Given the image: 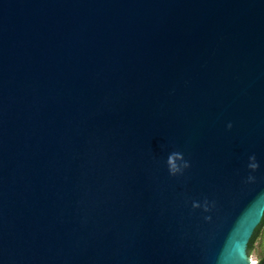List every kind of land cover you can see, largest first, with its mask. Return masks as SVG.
<instances>
[{
  "label": "water",
  "instance_id": "water-1",
  "mask_svg": "<svg viewBox=\"0 0 264 264\" xmlns=\"http://www.w3.org/2000/svg\"><path fill=\"white\" fill-rule=\"evenodd\" d=\"M264 217V0H0V264H250Z\"/></svg>",
  "mask_w": 264,
  "mask_h": 264
},
{
  "label": "trees",
  "instance_id": "trees-1",
  "mask_svg": "<svg viewBox=\"0 0 264 264\" xmlns=\"http://www.w3.org/2000/svg\"><path fill=\"white\" fill-rule=\"evenodd\" d=\"M264 227V217L262 219V222L260 223V225L256 228L250 242H249V246H248V252L250 255H252L255 251V244L256 242L259 240L257 239V237H261V232H262V229ZM261 262V264H264V256H262L259 260Z\"/></svg>",
  "mask_w": 264,
  "mask_h": 264
},
{
  "label": "rangeland",
  "instance_id": "rangeland-1",
  "mask_svg": "<svg viewBox=\"0 0 264 264\" xmlns=\"http://www.w3.org/2000/svg\"><path fill=\"white\" fill-rule=\"evenodd\" d=\"M264 230V227L263 229ZM264 256V236H261L259 240L255 244V251L251 255V258L255 260H260V258Z\"/></svg>",
  "mask_w": 264,
  "mask_h": 264
},
{
  "label": "clouds",
  "instance_id": "clouds-1",
  "mask_svg": "<svg viewBox=\"0 0 264 264\" xmlns=\"http://www.w3.org/2000/svg\"><path fill=\"white\" fill-rule=\"evenodd\" d=\"M261 236H264V230H262ZM259 238L260 237L258 236L257 239H259ZM250 264H261V262L259 260H255V261H251Z\"/></svg>",
  "mask_w": 264,
  "mask_h": 264
}]
</instances>
